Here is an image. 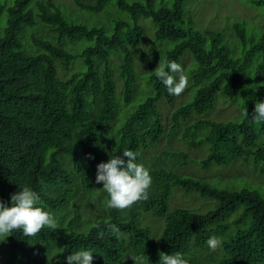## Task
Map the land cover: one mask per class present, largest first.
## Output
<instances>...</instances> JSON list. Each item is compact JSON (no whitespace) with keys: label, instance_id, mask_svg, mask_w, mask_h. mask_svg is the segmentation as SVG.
Masks as SVG:
<instances>
[{"label":"trees","instance_id":"16d2710c","mask_svg":"<svg viewBox=\"0 0 264 264\" xmlns=\"http://www.w3.org/2000/svg\"><path fill=\"white\" fill-rule=\"evenodd\" d=\"M187 1L156 9V0H71L78 9L75 17L56 0H38L34 8V0H0V19L6 17L0 32V202L11 207V196L28 187L39 196L35 206L51 213L57 224L34 236L16 229L0 237V264H67V256L81 250L93 252L92 264H133L130 257L141 254L148 264H159V253L176 252L188 264H264V196L246 187L218 188L179 174L174 166L168 169V158H182L179 167L186 168L190 159L183 153L157 154L156 167L146 168L152 178L148 198L128 208L108 207L110 197L96 183L97 166L113 153L139 152L136 162L144 166L146 151L166 134L159 105L176 98L153 73L145 95L150 96L122 126L116 123L139 94L132 47L144 43L141 18L156 29L151 52L170 42L176 47L165 62H182L184 68L183 56L192 59L188 79L196 90L173 111L170 140L183 130L179 135L190 147L205 146L203 170L240 162L264 175V121L253 122L247 114L227 122L208 117L219 98H229L249 114L264 102V36L248 48L246 27L236 24L230 43L240 42L244 52L235 58L222 32L195 30L185 17ZM110 3L128 18L107 27L77 18L81 13L89 18L86 12L99 13ZM254 4L264 6V0ZM258 56L262 61L252 68ZM117 70L123 85L118 103ZM94 184L101 187L100 208L91 205ZM175 190L197 193L216 206L206 214L184 208L170 212ZM84 200L87 218L80 213ZM143 214L164 220L163 230L144 225ZM212 236L222 241V259L208 252Z\"/></svg>","mask_w":264,"mask_h":264},{"label":"rangeland","instance_id":"374dc122","mask_svg":"<svg viewBox=\"0 0 264 264\" xmlns=\"http://www.w3.org/2000/svg\"><path fill=\"white\" fill-rule=\"evenodd\" d=\"M38 0L32 2L30 8L36 6ZM59 1L63 9L68 12V14L77 16V8L74 7L71 0H56ZM175 0H156V9L161 6L171 7ZM255 0H189L185 4V17L191 18L194 24L195 30L200 32H222L224 34L225 42L227 43L233 57L239 58L243 55L244 48L240 42L235 41L230 43V39L233 38V29L236 24H242L246 27L247 37H248V48L251 46L252 42L259 41L264 36V6H257L254 4ZM87 18L85 14L81 13L77 18L88 24H98L99 26L109 25L114 19H118L122 16H128L123 13H119L114 3H110L103 11L99 13H89ZM5 15L0 19V32L6 26ZM140 23L145 25L146 35L144 43L140 46L132 47V52L135 56V67L137 70V87L139 94L135 97V100L128 106L125 112H120L117 115L116 123L117 125H123L128 117L133 114L139 105L144 103L146 99L150 96H145L148 92H151L149 85V78L151 74L158 67L159 63L162 65L165 63V58L168 53L172 51L176 44L170 42H161L160 46L155 48L154 53L151 52V46L156 45L154 42V36L156 29L150 19L141 18ZM154 30V31H153ZM27 41V38H25ZM76 51L80 48L76 47ZM189 54L183 56L182 61L186 63L183 70V74L189 77V70L192 66V59ZM192 56V55H191ZM114 56H112L113 58ZM148 59V60H146ZM262 61L261 56L255 58L252 68H256ZM113 66H118V60L113 62ZM182 66V62H181ZM195 67V66H194ZM78 66L72 68V70H77ZM119 71L115 72L117 80V92L116 99L117 103L121 96V91L123 89L122 82L118 76ZM62 75V73H61ZM59 75V77H65L66 75ZM264 75V74H263ZM68 77L71 75H67ZM66 76V77H67ZM177 79L179 73H176ZM264 79V77H263ZM196 90L192 82L188 79V85L185 90L176 96L173 104L169 105L165 101L161 102L159 105L160 111L162 113V121L166 125V134L164 138L151 150L145 153V163L144 167L152 169L156 167L153 165V158L157 154L161 153H177L185 154L190 159L185 169L179 167L180 162L183 161L176 159H166L168 169H173L174 171L188 176H195L206 179L211 182L214 186L218 188H227L233 186L234 188L240 189L243 187L251 188L257 190L264 196V175L260 174L255 170L253 164L245 163H233L225 167H212L208 170L201 169L200 161L208 157V152L205 146L199 148L190 147L186 141L181 139L182 131L178 135H175L173 139L170 140L169 133L171 130V115L174 110L178 109L180 106L187 103V101L192 100V94ZM145 96V97H144ZM143 97V98H142ZM246 112L237 107V105H232L229 98H219L217 107L215 111L209 114V118L216 121H234L240 120L245 116ZM115 123V124H116ZM164 161V159H162ZM164 161V162H165ZM94 194L91 196L93 207H102V203H97L96 199L97 192L101 189L99 185L94 184ZM86 200L80 205V213L82 218H87L89 211L86 206ZM216 203L210 201L206 198H202L199 194H185L181 190H175L169 202V211L172 212L175 209L184 208L196 212L199 214H206L209 210L214 209ZM84 208V209H83ZM82 209V210H81ZM93 211V210H92ZM96 211V210H95ZM94 213V211H93ZM145 219L144 225L151 226L153 230L161 232L164 228V223L162 219L143 214L141 220ZM162 221V222H161ZM150 227V228H151ZM153 232V231H152ZM2 237V236H0ZM154 240H157V235L153 232ZM208 252H211L217 257V259L223 258L222 244L215 251L208 248ZM207 256L206 250L204 252Z\"/></svg>","mask_w":264,"mask_h":264},{"label":"clouds","instance_id":"9594fccd","mask_svg":"<svg viewBox=\"0 0 264 264\" xmlns=\"http://www.w3.org/2000/svg\"><path fill=\"white\" fill-rule=\"evenodd\" d=\"M153 73L166 86L170 95L179 96L188 85V77L183 74L181 65L175 61H167L163 65L159 63ZM176 73H179L178 79L173 75ZM245 112L253 122L264 121V102H257L251 114L246 108ZM138 156L139 152L124 150L122 157L127 158L126 161L113 153L107 163H100L97 166L96 183H102L103 190L109 195L108 207L125 209L148 198L152 178L149 171L136 162ZM38 201L39 196L36 192L28 187H22V191L11 196V207L0 202V236L7 237L16 229H22L25 236H34L45 226L56 229L57 224L53 215L35 206ZM111 227L119 238L122 235L120 230L115 225ZM221 243V239L215 236L207 241L213 251L220 247ZM159 256V264H188L179 252L159 253ZM130 259L133 264H148L149 261L144 254L132 256ZM92 260L93 252L89 250H81L67 256V264H92Z\"/></svg>","mask_w":264,"mask_h":264}]
</instances>
